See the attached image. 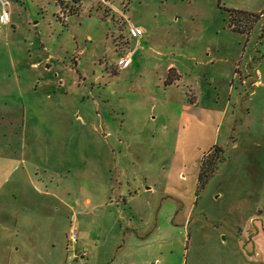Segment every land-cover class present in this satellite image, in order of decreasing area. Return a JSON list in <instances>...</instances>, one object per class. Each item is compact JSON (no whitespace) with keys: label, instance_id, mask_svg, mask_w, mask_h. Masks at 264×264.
<instances>
[{"label":"rangeland","instance_id":"1","mask_svg":"<svg viewBox=\"0 0 264 264\" xmlns=\"http://www.w3.org/2000/svg\"><path fill=\"white\" fill-rule=\"evenodd\" d=\"M0 264H264V0H0Z\"/></svg>","mask_w":264,"mask_h":264},{"label":"trees","instance_id":"2","mask_svg":"<svg viewBox=\"0 0 264 264\" xmlns=\"http://www.w3.org/2000/svg\"><path fill=\"white\" fill-rule=\"evenodd\" d=\"M235 12L237 13L236 17L232 16V20L234 21V23L232 24V29L241 32L244 31L246 28H249V24L250 22H248L251 19V13L238 9L235 10ZM243 19H247L246 23H245V27L243 28L244 24H243ZM238 21V22H237ZM236 22V23H235ZM223 149L221 146L215 145L213 147V150H210L209 153H212V158L208 159L206 162H202L201 165V171L199 174V188H203L208 181L210 180V178L213 176V174L215 173V171L218 168V162L221 160V155H222ZM208 154V153H207ZM206 159V158H204Z\"/></svg>","mask_w":264,"mask_h":264},{"label":"built area","instance_id":"3","mask_svg":"<svg viewBox=\"0 0 264 264\" xmlns=\"http://www.w3.org/2000/svg\"><path fill=\"white\" fill-rule=\"evenodd\" d=\"M4 20H7V15H4ZM134 32H135V30H134ZM72 237H73V239L75 240V239H76V234L74 233V234L72 235Z\"/></svg>","mask_w":264,"mask_h":264},{"label":"crops","instance_id":"4","mask_svg":"<svg viewBox=\"0 0 264 264\" xmlns=\"http://www.w3.org/2000/svg\"><path fill=\"white\" fill-rule=\"evenodd\" d=\"M252 83H254V84H260L261 81L259 79H257V80H253Z\"/></svg>","mask_w":264,"mask_h":264}]
</instances>
